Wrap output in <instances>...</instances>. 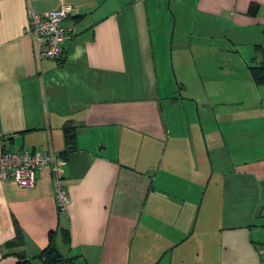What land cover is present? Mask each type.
Returning a JSON list of instances; mask_svg holds the SVG:
<instances>
[{
    "label": "crops",
    "instance_id": "0c3cea01",
    "mask_svg": "<svg viewBox=\"0 0 264 264\" xmlns=\"http://www.w3.org/2000/svg\"><path fill=\"white\" fill-rule=\"evenodd\" d=\"M62 3L73 29L41 56L28 13ZM258 43L264 0H0V139L65 154L69 196L59 210L47 165L0 180V264L51 230L68 264H264Z\"/></svg>",
    "mask_w": 264,
    "mask_h": 264
},
{
    "label": "built area",
    "instance_id": "2783aa9c",
    "mask_svg": "<svg viewBox=\"0 0 264 264\" xmlns=\"http://www.w3.org/2000/svg\"><path fill=\"white\" fill-rule=\"evenodd\" d=\"M71 11L69 3H62L43 13L29 11L27 32L34 36L41 56H62L63 41L73 27L64 26L61 21ZM65 162V157L57 152L29 148L11 149L0 139V180L11 178L20 186H30L35 182L36 170L47 165L54 178L56 205L62 211L69 203L67 190L60 181Z\"/></svg>",
    "mask_w": 264,
    "mask_h": 264
},
{
    "label": "trees",
    "instance_id": "16d2710c",
    "mask_svg": "<svg viewBox=\"0 0 264 264\" xmlns=\"http://www.w3.org/2000/svg\"><path fill=\"white\" fill-rule=\"evenodd\" d=\"M258 5L252 3L249 7L251 13L256 12ZM256 52L259 54L260 59L257 62L251 63L248 66L249 74L255 83H264V49L260 43L255 46ZM66 136L68 135V141L73 142L74 129L73 127L67 128L65 126ZM69 149V146H67ZM63 157L65 154H61ZM62 240L64 243L69 242L70 236L67 228H61ZM23 234L22 230L16 220H14V236L8 241V244L18 245L22 243ZM17 259L12 264H35L34 259H39L40 264H60L62 261H69L70 257H66L60 251L56 242V231L51 230L48 235L47 244L34 256L28 257L23 251L16 252Z\"/></svg>",
    "mask_w": 264,
    "mask_h": 264
},
{
    "label": "rangeland",
    "instance_id": "374dc122",
    "mask_svg": "<svg viewBox=\"0 0 264 264\" xmlns=\"http://www.w3.org/2000/svg\"><path fill=\"white\" fill-rule=\"evenodd\" d=\"M178 28V27H177ZM170 33H171V30H170ZM176 39H177V31L175 32V34H174V38H173V44L175 43V41H176ZM169 40H171V38L169 37ZM217 41V40H216ZM168 52H169V61L171 62V60H170V50H168ZM59 246H60V248H61V250H63L64 249V245L62 244V243H60L59 242ZM60 264H68L67 262H62V263H60Z\"/></svg>",
    "mask_w": 264,
    "mask_h": 264
},
{
    "label": "water",
    "instance_id": "95a60500",
    "mask_svg": "<svg viewBox=\"0 0 264 264\" xmlns=\"http://www.w3.org/2000/svg\"><path fill=\"white\" fill-rule=\"evenodd\" d=\"M63 152H66L67 151V149H64V150H62Z\"/></svg>",
    "mask_w": 264,
    "mask_h": 264
}]
</instances>
